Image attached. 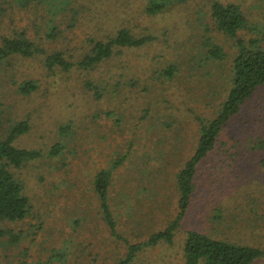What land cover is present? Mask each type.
I'll return each instance as SVG.
<instances>
[{"label": "rangeland", "instance_id": "1", "mask_svg": "<svg viewBox=\"0 0 264 264\" xmlns=\"http://www.w3.org/2000/svg\"><path fill=\"white\" fill-rule=\"evenodd\" d=\"M29 1L5 11L0 3V38L24 29L45 54L62 51L73 62L90 37L126 28L149 39L89 71L46 67L42 53L0 56V140L27 120L12 144L41 153L14 170L32 208L20 221H0V264H185L188 231L264 250V85L198 164L178 217L176 176L194 152L198 118L214 117L226 97L237 51L215 28L210 0H74L73 13L55 15ZM219 1L243 13L237 36L264 49V0ZM156 2L163 6L148 13ZM209 42L218 59L207 55ZM28 80L37 88L21 93ZM103 170L111 228L95 190ZM167 229L168 238L151 239ZM249 264H264V253Z\"/></svg>", "mask_w": 264, "mask_h": 264}, {"label": "trees", "instance_id": "2", "mask_svg": "<svg viewBox=\"0 0 264 264\" xmlns=\"http://www.w3.org/2000/svg\"><path fill=\"white\" fill-rule=\"evenodd\" d=\"M36 1H40L43 10L52 15L63 11L73 13L72 4L74 0ZM176 1L183 2L186 0ZM14 2L15 0H0V3L5 4L2 11H5L7 7H14ZM32 4L37 6L34 0H30L27 7L32 6ZM162 6L163 4L158 2L156 4L150 3V5H147L146 11L153 13ZM210 17L218 31L235 39L237 51L231 62L229 88L226 97L220 103L214 117L210 119L198 118V139L194 152L176 176L178 217H181L189 206L198 164L214 149L227 122L239 112L241 106L253 95L256 88L264 85V49L256 47V44L252 43H249L250 46H248L242 38L237 36V31L242 29L245 23L244 15L239 7L232 3L210 0ZM50 32H53V35L56 34L54 30ZM148 39V37L143 36L137 37L126 28L119 29L113 36L107 37L106 40L90 37L86 40L91 45L89 50L79 60L73 62L66 58L62 51L45 54L44 48L31 39L24 29H21L12 35H5L0 38V56L16 54L23 57H33L42 53L45 54L43 64L46 67H60L64 71L76 67L83 71H89L99 63L109 59L117 49L140 47ZM249 41L252 42L253 40L250 39ZM219 49L218 45L209 42L207 55L210 58L218 59ZM163 75L171 78L174 75L173 66H169ZM85 84L88 88L97 90V86L93 81L87 80ZM36 88L37 84L33 80L23 81L19 85L20 92L25 94L34 91ZM1 105L0 98V109ZM28 129V121H20L11 128L4 139L0 140V221H20L27 216L30 208H32V204L24 192V184L14 170L25 166L29 161L40 158L41 153L37 150L17 148L12 144L17 136ZM56 148L59 149V146L52 147V154L50 155L57 152ZM108 182L109 172L99 171L95 177V190L104 208L105 219L111 228L114 223L107 212ZM167 230L152 236L151 239L168 238L169 230ZM183 251L185 264H197L199 261H203L204 264H249L264 253V250L259 248L215 239L197 231L187 232Z\"/></svg>", "mask_w": 264, "mask_h": 264}]
</instances>
